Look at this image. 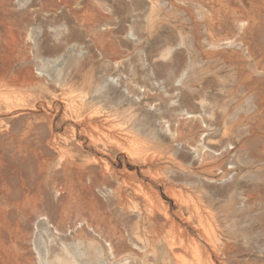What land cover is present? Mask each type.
Wrapping results in <instances>:
<instances>
[{"label": "rangeland", "instance_id": "374dc122", "mask_svg": "<svg viewBox=\"0 0 264 264\" xmlns=\"http://www.w3.org/2000/svg\"><path fill=\"white\" fill-rule=\"evenodd\" d=\"M263 135L264 0H0V264H264Z\"/></svg>", "mask_w": 264, "mask_h": 264}, {"label": "bare ground", "instance_id": "6f19581e", "mask_svg": "<svg viewBox=\"0 0 264 264\" xmlns=\"http://www.w3.org/2000/svg\"><path fill=\"white\" fill-rule=\"evenodd\" d=\"M63 2V0H62ZM65 3V2H64ZM247 15V14H246ZM243 22V21H242ZM245 23V22H244ZM243 23H241L242 25ZM244 25V24H243ZM30 78V77H29ZM27 78L24 79L26 85L28 84H31L32 81L30 79L32 78ZM35 83V82H34ZM22 87V86H21ZM262 114V113H261ZM99 117V116H98ZM91 120V119H90ZM261 120V119H260ZM101 121V120H100ZM263 121V120H262ZM89 122V120H88ZM93 122H95V120H93ZM106 122V120H104V123ZM91 123H92V120H91ZM261 123V122H260ZM93 124V123H92ZM102 124V123H101ZM243 124V123H242ZM96 125V124H95ZM83 130V129H82ZM254 133V132H252ZM262 136V135H261ZM264 137V135H263ZM262 138V137H261ZM263 139V138H262ZM91 140V139H90ZM241 143V141H239ZM264 149V148H263ZM246 151V150H245ZM258 152V151H257ZM264 153V152H263ZM262 154V153H261ZM258 158H260V156H258ZM264 158V157H263ZM260 160V159H258ZM263 160V159H262ZM101 161V160H100ZM257 161V160H256ZM264 161V160H263ZM101 171V170H100ZM101 173V172H100ZM186 209V208H185ZM188 209V208H187ZM167 212V211H166ZM190 212V211H189ZM198 212V211H197ZM193 213V212H191ZM196 213V212H195ZM194 213V215H195ZM166 214V213H165ZM173 216V215H172ZM172 216H166V218L164 217V219H166L165 221H163V223L165 222V224H168L169 225V228L170 230L173 232V234L175 233L176 234V239L174 238L173 240H168L166 242V244H169L170 246V249L173 250V249H178L179 251V257H182V256H186L188 254H191V255H201L203 252L205 253L206 257L207 258H211L214 254V256H218L217 255V252L216 250L211 247V242L209 240V236H208V232L205 230V229H197L196 227L194 228L192 226V222L190 223V220H191V214H190V218L189 219H185L184 221L182 220V215L180 216V214L178 215L177 213L174 214V217ZM198 216V214H197ZM159 217V216H158ZM185 217V216H184ZM176 218L179 220V222L176 220ZM196 218V217H195ZM161 219V218H160ZM153 220L155 222V225H154V230H152L153 232L155 231V234L157 238H160L163 240H165L166 236H163V232L162 230L165 229V225L164 224H159L158 221H157V217H153ZM188 224V228L184 227L183 224ZM185 224V225H186ZM215 225V224H214ZM205 227V226H204ZM212 227V226H210ZM209 227V228H210ZM215 227V226H214ZM218 227V226H217ZM207 228V227H206ZM218 230V229H217ZM166 231V230H165ZM220 232V231H219ZM192 233H195L194 235H196V237H198L199 240L196 239V237H194V235H192ZM172 234V233H171ZM153 235V236H154ZM173 236V235H172ZM156 238V239H157ZM154 239V238H153ZM159 239V240H160ZM158 240V241H159ZM176 241V242H175ZM225 245V244H224ZM216 246V245H215ZM232 246V245H231ZM235 248V247H234ZM233 248V249H234ZM222 249V248H221ZM232 248H229L228 246H226L224 249H223V253H224V256L226 255L225 253H231ZM239 249V248H238ZM202 251V253H201ZM218 251V250H217ZM173 252V251H172ZM220 254V253H219ZM184 256V257H185ZM223 256V255H222ZM221 256V257H222ZM219 257V256H218ZM186 258V257H185ZM222 259V258H221ZM227 259V258H226ZM224 259V260H226ZM219 260V258H218ZM220 261V264H227V262L225 261ZM201 262V261H199ZM202 263V262H201ZM217 264V263H216Z\"/></svg>", "mask_w": 264, "mask_h": 264}]
</instances>
